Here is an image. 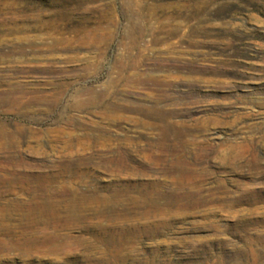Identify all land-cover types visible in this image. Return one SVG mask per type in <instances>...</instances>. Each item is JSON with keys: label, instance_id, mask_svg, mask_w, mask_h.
Segmentation results:
<instances>
[{"label": "rangeland", "instance_id": "obj_1", "mask_svg": "<svg viewBox=\"0 0 264 264\" xmlns=\"http://www.w3.org/2000/svg\"><path fill=\"white\" fill-rule=\"evenodd\" d=\"M0 13L10 21L0 31V123L6 134L22 139L17 156L23 164L17 169L29 177L26 183L30 188L18 194L20 200L27 201L44 192L38 186L43 183L34 176L40 172L55 175L49 189L53 190L46 194L55 196L56 201H67L68 195L61 197L55 192L63 185L89 196L114 199L118 192L131 194L129 188L149 179L156 180L158 192L163 193L162 197L154 194V198L163 201L168 197L166 193L179 192L181 200L186 192L175 191L176 184L170 182L173 173L168 168L173 150L182 152L184 160L198 171L205 167L216 174L201 176L200 185L189 190L192 196L179 202L190 203L189 210L193 208L186 216L149 220L132 217L120 224L91 215L88 222L109 224V228L98 230L96 226L89 231V223L81 221L58 232L64 236L58 252L56 248L49 249L50 244L42 245L38 252L33 249L36 254L32 248L27 252L10 248L0 251V264H264V200L238 201L242 192L237 188L238 182L264 188V0H0ZM86 33L97 43H82ZM128 47L133 59H126ZM132 61L137 63L136 70L132 73L126 67L122 74L139 73L150 79L143 83L123 81L115 94L111 91L109 99L126 108L134 107L135 111L126 110L124 114L148 122L160 123L156 116H146L139 109L161 108L166 119L185 133L184 138L196 143L180 146L174 132L163 142L160 130H149L142 123L102 119L93 110L72 112L71 116L64 108L68 96L76 90H100L110 78H118L116 62ZM18 82L27 85L24 89L42 91L41 99L31 103L25 114L15 109L13 102V96L24 94L20 91L15 95V89L10 87ZM60 88L63 94L52 103L49 93ZM87 122L91 124L87 126ZM95 122L103 127L98 134ZM17 124L24 128L18 129ZM34 132L44 154L28 148H40L30 138ZM125 135L136 144H126ZM138 135L143 136L138 139ZM145 136L168 143L164 161H148V153L158 150L155 146L153 150L148 148ZM70 143L74 145L72 153L62 150ZM246 143L259 160L255 169L245 164L235 169L220 166L215 148L223 152L235 144L234 150L241 152V144ZM118 148L124 151L131 171L102 165L103 160L119 157ZM1 150L0 175L16 169L7 161L16 156ZM217 177L224 179L226 191L217 187ZM4 190L7 191L0 188L1 206L9 199L13 202L14 197ZM171 208L177 210V206ZM11 216L6 220L11 226L21 220L16 212ZM43 228L49 232L42 236L52 233V227ZM98 235H108L113 242L124 237V243L121 248L104 244L95 237Z\"/></svg>", "mask_w": 264, "mask_h": 264}, {"label": "bare ground", "instance_id": "obj_2", "mask_svg": "<svg viewBox=\"0 0 264 264\" xmlns=\"http://www.w3.org/2000/svg\"><path fill=\"white\" fill-rule=\"evenodd\" d=\"M9 23H10V21H7L6 17H3V14L0 13V31H2V29H5L8 26ZM101 40H103V39H101ZM132 40H134V39H132ZM81 41H82V43H85V44H89V43H92V42L95 43V41L97 43L96 38L88 35V33L85 34V37H83ZM128 46H129V44H128ZM133 48H134V46H133ZM129 50H131L130 47H128L127 56H126L127 58L126 59H130V58L133 59L134 57H132L130 55ZM100 55H101V53H100ZM136 66H137V63L133 62V61L132 62H127V63L116 62L114 68L119 69V73L117 72L118 73L117 74L118 78H110V81L108 82V84H106L105 86H102V88L100 90H96V89H93V88L91 89L90 87L87 88L86 90L85 89L76 90L75 93H73L70 96H68V102H67L66 105H64V108L68 112H71L70 113L71 116H73L72 112H80L81 110H93V112L96 115H99L102 119H112V120H114V122L115 121L119 122V121H123V120H128V121L132 120V121H134V122H136L138 124L142 123L143 125L148 127L149 130L153 129V128H156L155 129L156 131H157V129L160 130V136L163 139V142H164V140H166L165 138H167V137L169 138V135L171 136L170 132H174L172 135L175 136L174 137L175 139L178 137V140L180 141V144H181V145L179 144L180 146H183V145L187 146V144L196 143L195 140H188V139H186L187 137L184 138L185 133L179 132V130H178L179 126H177V124H173V122H171V121L166 119V113L160 107H159L160 109L151 108V107H147V109H139L140 111L144 110V112H145L144 114H146V116H150V117L151 116L152 117L156 116L159 119L160 123L148 122V121H145V120H141L140 118H134V117H131V116H128V115L124 114V111H126V110L135 111L134 107H133L134 105L132 106L133 108H129V107L126 108L123 105L118 104V103L112 101L111 99H109V98L112 97V93L113 94L116 93V91L118 89V85H121V82H123V81H124V83H125V81L126 82H132V83H143V82H146L148 80V78L150 79V76L139 74V73H134L133 75H127V76L125 74L124 75L122 74V71H124L126 67H128L131 70V72H132V70H136ZM86 67H87V65H86ZM96 71L97 70H96V67H95V72ZM138 71L139 70H137V72ZM14 76H16V75H14ZM10 77H11V75H10ZM18 79H19V77H18ZM149 83H151V82H149ZM17 84L18 85L15 84V85L10 86V87H13L15 89L14 94L16 95L15 92L19 93L20 91L22 93H24V94L21 95V96H13V102L15 103V109H17L20 113L25 114V113H27V111H29V109H27V107H30L31 103L34 104L35 102H38L41 99L42 91L41 90L40 91H36V90L24 89L23 87L24 86L26 87L27 85H24L23 83L20 84L19 82ZM68 87H66V89ZM111 91H112V93H111ZM63 92H64L63 88H60L59 91H57L55 93H49V91H48V93L51 94V96H52V98H51L52 103H56L58 101V99H59V96L61 94H63ZM44 102H46V101L44 100ZM62 103H63V101H62ZM49 108H50V106H49ZM24 109H25V111H24ZM46 112H47V110H46ZM60 114L63 117L62 112ZM87 123H88L87 126H89L91 124L89 122H87ZM94 124H96V129L95 130H97L96 131L97 134L100 133V131H102L101 128H103V127L101 125L97 124V122H95ZM179 125H180V123H179ZM16 126H17L18 129H23L24 128V127H22V126H20L18 124ZM0 127H1L0 131H1V135H2L1 138H0V140H1L0 141L1 149H4L5 151H7L8 152L7 154L10 157L16 156L14 158H7V157L6 158H7V161H9L17 169L20 166H22V164H23L22 163L23 160L21 161L20 160L21 158H19L17 156L19 153H21L20 150H21V145H22L21 144L22 143V139L20 140V138H15L14 135L11 136V135L6 134V132L2 128V124L1 123H0ZM92 127H94V126H92ZM35 132H38V131H35ZM35 132L32 133L33 135L30 136V138H32L33 140L37 141V143L39 144L40 148H36V147H32V146H28V148L30 150H33L34 152H37V154L38 153L44 154L45 150H43V148H42L41 140L40 141L38 140L39 138L36 137ZM186 133L188 134V132H186ZM15 136H17V135H15ZM85 136L89 137V138L92 137V135H90L88 133H85ZM141 136H143V135H138L137 136L138 139ZM19 137H22V136H19ZM95 137L97 138V135H95ZM192 137L194 139V136H192ZM144 138H146V141H147L146 144H147V146H149L148 147L149 149L151 147L155 146L157 148V150H158V152L150 154V155L148 153V158H149L148 161H150V162L153 161L154 163L157 162L158 164H159L160 161H164L165 160L164 156L165 155L168 156V153H169V152H167L168 150L165 147V144H168V143L163 144L162 141L160 142L158 139H157V141L152 140L148 136L147 137L145 136ZM92 139H93V137H92ZM132 139L133 138H131L128 135L124 136V140H126L124 142L126 144H128V145L136 144ZM122 140H123V138H122ZM198 141H200V140L198 139ZM92 142L94 143V141H92ZM95 142H97V141H95ZM118 142H120V141H118ZM167 142H168V140H167ZM219 142H221V144H222V141H219ZM169 143H170V141H169ZM197 144H198V142H197ZM200 144H202V143H199V145ZM205 144H208V143H205ZM221 144H219V145H221ZM96 145L99 146V147L102 146L103 148H107L108 147V144H105V143H103V144L102 143L101 144L97 143ZM194 145L196 146V144H194ZM213 145H215V144H213ZM232 145L235 146V144H232ZM232 145H229L226 148H224L223 152L220 149L221 153L219 152V150H217L214 147L215 148L214 152L216 154L215 156L219 158L218 159L219 160L218 163L220 164L221 167L235 169L236 167L241 166L242 164H245L246 166H249L250 169H255L258 166V164H259L258 161L259 160L257 159V157H256V155H255V153H254V151H253V149H252V147H251V145L249 143H246V144H243V145L241 144V146H240L241 149L238 148L239 150H241V152H239V151L237 152L236 150H234V146H232ZM49 147L51 149H54L55 146L54 145H50ZM192 147H193V145H192ZM207 148H206V150H208ZM62 150L66 151L68 153H72V151H74V145L71 144V143L67 144L65 147H62ZM133 150H135V149H133ZM142 150H143V148H142ZM201 150L203 151V149H201ZM209 150H210V148H209ZM113 151H115V150H113ZM149 151H151V150H149ZM170 151H172V150H170ZM173 151H172V155L173 156H171L172 158L170 159V164H169V168H168L169 171L173 173V176L171 175L172 178H171L170 182L176 184L177 188L174 189L175 191H177V189H183L186 192L185 195H181V200H179L180 199V197H179L180 193L178 192V195H170V194L167 195V193H166L165 195L168 196L169 198L168 197L167 198L164 197L163 201H159L157 197H162L163 193H159L158 192L159 191V189H157V187H159V186H157L158 182H156V180L149 179L147 181L146 180L143 181L139 185L135 184L131 188L128 187L129 188V192L131 194H125L124 191H120V192L117 193L116 198H114V199H112L110 197H107V196H100V197L99 196L96 197V196H93V195L89 196V194L86 195V194H83L82 192H80L79 189H75V188L74 189L73 188L70 189V188H67L65 185H63V186L59 187L58 189H55V192H56L57 195H60L61 197H63L62 195H64V194L68 195L67 201H65V200L64 201L63 200L56 201L54 199L55 196L53 197V195H51V194H46L48 191H52L53 190V189L52 190H49V189L51 188V183L55 182V180H56L55 175L48 174L46 172H40V173H38L36 175L34 174V176L36 177L35 178L36 180H38L40 183H43V185H38V186L39 187L40 186L43 187L44 192L40 196L34 194V196L32 195L29 200L25 201L26 199L25 200H22V199L20 200V198H18L17 196L22 191L28 190V187L30 185L27 184L26 182H27V180H29L28 179L29 177L25 176V174L22 175L21 171L18 170V169L17 170L16 169L15 170H11V171L7 170V171H4V172L2 171L4 174L0 175V188L4 187L10 194H13L14 197H13V202H10L9 201L10 199L9 200L7 199L8 200L7 202L3 203L2 206L0 205V219L1 218H6L5 220H0V251L7 250V249L9 250L10 248L11 249L12 248L13 249H17V250L24 251V252H27L30 248H32V250L34 249V250L37 251L40 247H42V245H48L49 246V244L51 245V246H49V249H55L56 248V250H57L58 247H59V244L62 242V238L64 239V236L62 237V234H60L58 232L60 230H62V229L64 230V229H67L70 226L76 225L78 222H81V221L88 222L89 218H91V215L97 216L98 218L99 217H107L109 219H112V221L117 220V221L121 222L120 224L124 223L126 220L127 221L130 220V218H132V217L144 218V219H148L149 220L151 218H157L159 216H162V217L163 216L180 217V216L188 215L189 213L192 212V209H193L192 208L191 210H189V208L191 207L189 205L190 203H187V202L179 203V202L183 201V200H186V199H188V198H190L192 196V194L189 193L190 192L189 190L192 189L195 186H199L200 185L199 183L201 182V178H200L201 176L216 175V174H214L213 171L208 170V168L205 169V167H204V169L198 171L199 170L198 167H197V169H198L197 170L195 168V165L193 166V164L187 163L184 160L185 156L183 157L182 154H180L182 152L179 151L180 152L179 153V152L175 151L173 153ZM116 152L118 153L119 157H117L116 159H110V160H105V161L103 160L102 161V165H105V166H113L114 165V167L119 169V171L120 170L121 171H125V170L131 171V167H129V164H128L129 162H127L128 160L126 161V159L123 157L124 156L123 155L124 151H122L121 149L118 148L116 150ZM144 152H147V151H144ZM204 152L207 153L208 151L204 150ZM183 153H184V151H183ZM190 154H189V156H190ZM195 154H193V155H195ZM145 156H146V154H145ZM200 156H202V155H200ZM114 157H115V155H114ZM206 158H207V155H206ZM200 159L202 160L201 157H200ZM194 160H195V158H194ZM3 161H4V159H3ZM198 162H199V160H198ZM157 163L154 164V165H157ZM218 163H217V165H218ZM67 164H68V162H67ZM164 164H166V163H164ZM195 164H197V163L195 162ZM199 164H201V163L199 162ZM204 165H206V163ZM164 167L167 168V166H164ZM250 169H249V171H250ZM143 172H141V170H140V174L141 173L143 174ZM166 174H168V173H166ZM255 174H259L260 176H263L262 173H255ZM26 175H27V172H26ZM143 176H145V175L143 174ZM31 177H33V176H31ZM130 177H131V175H130ZM60 178H62V177H60ZM163 183H164V181H163ZM216 185H217L218 188H221V189H223V191H226V186L227 185H226V183H225L223 178L217 177L216 178ZM165 186H166V183H165ZM121 187H122V185H121ZM237 188L242 192V197H240L238 199V201H247L248 200V201H251L252 203H257V202H260V201L264 200V188L263 187H258V188L257 187H252V186H249V185L247 186V184H245V183L238 182L237 183ZM33 189H35V188H33ZM168 189L169 188H167V190ZM29 190H31V189H29ZM7 191H5V192H7ZM33 192H37V191H33ZM154 194L157 195V197H155L157 199L154 198V196H155ZM165 199H166V201H165ZM62 202H64L63 206L60 205ZM202 202H205L204 199H202ZM114 205H116V206L114 207ZM171 206H174V207L177 206V210H172ZM13 212H16L17 214H19L20 215L19 218L21 220L20 221L18 220V222L16 221L17 223H15L14 226H11V223H8L6 220L7 219L10 220V217H12L11 214ZM147 222L149 223V221H147ZM154 222H156V221H154ZM159 222H161V221L159 220ZM88 223H89V226H86L87 230L92 229V228L94 229V227H96V226L98 227V230H100V229H108L109 228V224L103 226V224L101 223L102 226H99L98 224H95V223H93L91 221H89ZM136 223H134V224L131 223V224L136 226L137 225ZM151 223H152V220H151ZM113 226H115L116 228L119 227V225H115V224H112V227ZM43 227H47L48 229H49V227H52V229H51L52 233H49L48 235L42 236V234H47L49 232L48 231L47 233H45L46 230ZM27 229H29V230H27ZM26 235L27 236L31 235V236L30 237H26ZM14 236H15V238H13ZM95 237L99 238L100 241H103L104 244L105 243L109 244V245L114 244L116 247H119V248H121L120 246L124 243V237H119V238L117 237L118 238L117 242H113L108 237V235H106V236L98 235V236H95ZM129 238L131 240V237H126V239H129ZM65 244H67V243H65ZM44 248H45V246H44ZM60 248H61V246H60ZM40 249H42V248H40ZM57 252H58V250H57ZM46 253H48V251ZM35 254H36V252H35Z\"/></svg>", "mask_w": 264, "mask_h": 264}]
</instances>
